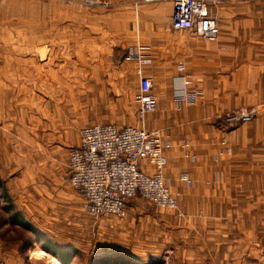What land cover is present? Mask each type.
Returning a JSON list of instances; mask_svg holds the SVG:
<instances>
[{
  "label": "crops",
  "instance_id": "1",
  "mask_svg": "<svg viewBox=\"0 0 264 264\" xmlns=\"http://www.w3.org/2000/svg\"><path fill=\"white\" fill-rule=\"evenodd\" d=\"M0 10L24 18L23 27L11 29L24 34L20 41L0 44V165L8 171L9 165L20 167L6 174L14 189L31 185L34 162L40 163L41 179L49 181L55 166L51 174L62 182L67 151L77 145L81 127L139 126L138 62L130 52L148 47L144 55L150 62L142 71L153 77L157 108L145 127L169 135L163 175L171 193L186 211L205 212L203 220L183 223L171 210L173 238L189 242L194 234L182 232L194 231L196 224L207 264H235L241 243L257 240L252 219L236 213L253 214L264 227V108L235 126L221 115L264 103V0H211L207 10L217 20L215 40L174 29L172 0H0ZM178 64L185 67L190 89L199 91L181 109L173 103ZM184 141L193 157L180 149ZM160 222L154 209L134 200L121 228L155 234ZM23 251L0 237V264H29Z\"/></svg>",
  "mask_w": 264,
  "mask_h": 264
},
{
  "label": "rangeland",
  "instance_id": "2",
  "mask_svg": "<svg viewBox=\"0 0 264 264\" xmlns=\"http://www.w3.org/2000/svg\"><path fill=\"white\" fill-rule=\"evenodd\" d=\"M213 2L215 3V1ZM0 11L2 12V16H0V44L20 41V37L24 34L12 33L11 29L17 25L23 27L24 18L9 16L2 10ZM16 52L24 53L23 57L26 55L24 50H8V53ZM114 63L116 64L115 61ZM136 69L137 67L135 72ZM109 101L112 102L113 99ZM125 103L133 108L135 106L130 102V99H125ZM137 107L138 104L136 109ZM219 117L220 115L216 118ZM31 157L36 158L35 154ZM2 165L1 163L0 237L18 244V247L24 250L26 261L29 264H59L55 257L41 247V242L38 240L40 237L43 241H47L49 246L52 245L58 250H67L72 253L69 264H101L99 262L107 257L121 259L123 264H207V259L202 256V251L206 247L202 242L201 227L195 224L194 231L182 232V235L194 234V236H190L191 239H188L189 242L184 240L186 238L184 236L173 238L174 214L170 209L156 207L144 199L136 197L126 202L123 217L110 214L90 216L81 209L80 198L69 185L67 173L63 175L62 182H55L54 176L51 174L53 172L56 175L57 168L55 166L50 167L49 181H47L44 176L41 179L40 163L34 162L32 173L37 178L34 177L30 181L31 185L23 188V191L14 189L12 181L8 182L6 176L9 171L14 170L10 173L12 176L16 173L15 171L21 170L20 167L13 169V165H9L11 168L8 171L4 166L1 167ZM174 196L178 199L183 212L182 217L174 215L176 219L185 223V221H199L205 218V212L202 209L199 208L194 212L186 211L182 207L179 197L176 194ZM134 200H141L154 209V213L161 219L158 226L159 232L149 234L147 231V233L137 235V233H129V229L121 228V224L127 217L128 206ZM5 206H9L12 211H17L31 225L34 232L10 224L8 222L10 212L5 210ZM241 207H245V204L241 203ZM244 214L245 211H238L236 216H241L245 220L246 218L252 219L257 240L241 243V253L236 258L235 264H264V227L257 225V221H260L259 217H253V214L245 217ZM187 249L192 250L195 254H190L191 257H187V254H180V250L188 252Z\"/></svg>",
  "mask_w": 264,
  "mask_h": 264
},
{
  "label": "built area",
  "instance_id": "3",
  "mask_svg": "<svg viewBox=\"0 0 264 264\" xmlns=\"http://www.w3.org/2000/svg\"><path fill=\"white\" fill-rule=\"evenodd\" d=\"M156 2L163 0H143ZM211 0H172L171 25L174 29H190L200 37L215 40L218 24L208 14ZM140 46L130 52L138 64L139 77L137 119L139 126L117 127L112 123H96L78 130V143L67 151L68 183L80 197L81 209L90 216L110 214L123 217L126 202L140 197L148 203L172 210L177 217L183 212L178 199L171 193L163 175L165 148L170 144L169 135L160 128L145 127L146 117L155 112L157 97L152 91L153 77L142 71L150 62ZM180 87L173 97L176 109L195 102L198 90L190 89L191 80L182 75L185 67L178 64ZM261 105L239 107L221 115L224 123L235 126L256 117ZM188 141L180 145L186 156L193 157ZM187 180L186 177H183Z\"/></svg>",
  "mask_w": 264,
  "mask_h": 264
},
{
  "label": "trees",
  "instance_id": "4",
  "mask_svg": "<svg viewBox=\"0 0 264 264\" xmlns=\"http://www.w3.org/2000/svg\"><path fill=\"white\" fill-rule=\"evenodd\" d=\"M6 211H9L10 214L8 216V222L12 225L19 226L20 228H24L30 231L34 232V229L31 227V225L19 215L17 211H12L9 206L4 207ZM37 234V233H36ZM37 237V236H36ZM39 242H41V247L56 258V260L59 262V264H69L72 258V253H70L67 250H58L52 245H48L47 241H43V239L40 237L38 238ZM106 260V262H105ZM121 259L118 258H103L99 263L101 264H123Z\"/></svg>",
  "mask_w": 264,
  "mask_h": 264
}]
</instances>
